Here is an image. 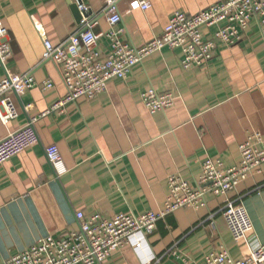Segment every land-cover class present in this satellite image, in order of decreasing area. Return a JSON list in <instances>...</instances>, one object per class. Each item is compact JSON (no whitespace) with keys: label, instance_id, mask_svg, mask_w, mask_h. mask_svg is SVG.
I'll list each match as a JSON object with an SVG mask.
<instances>
[{"label":"crops","instance_id":"obj_1","mask_svg":"<svg viewBox=\"0 0 264 264\" xmlns=\"http://www.w3.org/2000/svg\"><path fill=\"white\" fill-rule=\"evenodd\" d=\"M78 0H0V20L8 30L12 56L0 62V79L31 74L37 85L13 95L18 117L0 122V141L38 119L37 142L0 164V264L48 238L80 229L77 213L112 218L165 209L168 179L179 176L192 186L207 159L227 168L242 161L241 146L252 133L264 135V40L252 20L241 40L217 43L207 65L185 70L180 49L164 48L136 65L125 79L115 78L93 100L76 102L45 114L63 100L67 89L61 68L43 60L44 39L59 45L83 31ZM148 10H131L132 0H119L122 21L109 22L107 0H84L97 22L99 48L110 51L109 31L141 48L162 36L177 12L196 15L225 0H148ZM219 26L203 27L212 39ZM51 81L53 88L43 90ZM151 88L172 92L174 105L152 114L142 100ZM45 114V115H43ZM56 145L58 166L46 149ZM241 203L253 227L246 243L237 245L222 215L225 197L208 194L207 206L180 209L157 222L148 237L154 264H203L226 248L242 259L249 247L264 243V165L227 196ZM171 250H178L172 255ZM103 264H142L131 248L117 250Z\"/></svg>","mask_w":264,"mask_h":264},{"label":"built area","instance_id":"obj_2","mask_svg":"<svg viewBox=\"0 0 264 264\" xmlns=\"http://www.w3.org/2000/svg\"><path fill=\"white\" fill-rule=\"evenodd\" d=\"M118 1L107 0L106 8L112 25L122 21L117 12ZM77 5L83 31L76 32L59 45L44 39L43 60H52L61 68L67 89L66 97L45 114L80 98L95 99L106 90L110 80L127 78L136 65L164 48L180 49L184 54L182 67L191 70L212 61L218 42L227 46L237 44L254 19L259 24L264 40V0H225L196 15L175 13L162 36L141 48L122 40L119 36L122 31H109L106 35L110 40V51L104 55L99 48L101 36L94 31L97 22L92 18V10L84 0H78ZM150 6L148 0H132L130 4L131 10H148ZM217 25L219 28L213 38L207 39L201 29ZM11 56L8 30L0 20V62L3 66ZM36 85L31 74L7 72L0 79V122L6 125L18 117L13 95L22 96ZM53 86L51 81H47L42 84V89L49 90ZM141 97L152 114L165 112L174 105L176 99L172 92H161L156 88L143 92ZM37 120H30L27 126L0 141V164L20 155L37 142L33 129ZM240 149L242 161L233 168H227L220 160L207 159L196 186L179 176H170V193L165 209L160 212L119 214L109 219L99 214L87 219L83 212H79L77 219L80 229L77 232L45 239L5 260L3 264H103L113 252L126 247L140 256L142 264L158 263L159 260L149 251L148 243V237L156 230L157 222L180 209L206 207L208 194L226 198L222 210L226 225L237 245L247 243L253 227L252 221L245 207L227 196L253 172L261 171L264 165V135L259 132L250 134ZM46 155L53 167L58 166L62 160L56 145L49 146ZM178 252L170 251L172 255H178ZM180 257L185 264H189L186 257L182 254ZM203 264H264V243L250 246L249 253L238 260L226 248H222L211 253Z\"/></svg>","mask_w":264,"mask_h":264},{"label":"water","instance_id":"obj_3","mask_svg":"<svg viewBox=\"0 0 264 264\" xmlns=\"http://www.w3.org/2000/svg\"><path fill=\"white\" fill-rule=\"evenodd\" d=\"M76 9H77V11H78L79 21H81V14H80V12H79L78 5H77V4H76ZM106 12H108V11H106Z\"/></svg>","mask_w":264,"mask_h":264}]
</instances>
